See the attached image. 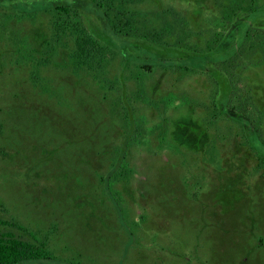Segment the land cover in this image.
Returning <instances> with one entry per match:
<instances>
[{
    "label": "rangeland",
    "instance_id": "374dc122",
    "mask_svg": "<svg viewBox=\"0 0 264 264\" xmlns=\"http://www.w3.org/2000/svg\"><path fill=\"white\" fill-rule=\"evenodd\" d=\"M233 1L140 0L128 9L137 28L129 44L159 31L173 44L189 29L186 42L203 50ZM241 1L264 9V0ZM84 19L88 28L98 25L92 12ZM34 24L24 32L36 33L42 47L47 23ZM103 36L111 59L97 77L58 46L52 55L35 48L48 61L31 70L24 50L0 36V219L26 232L0 231L44 243L52 262L42 264H264V166L262 177L249 175L252 156L264 155L262 141L239 148L228 136L236 123H207L203 74L154 66L138 81L145 54ZM251 56L236 76L264 111V52ZM138 93L159 105L169 93L179 100L169 99L175 105L165 110ZM123 108L142 130L128 140L117 206L107 195L115 185L107 171L122 149ZM262 131L264 141V124Z\"/></svg>",
    "mask_w": 264,
    "mask_h": 264
},
{
    "label": "trees",
    "instance_id": "16d2710c",
    "mask_svg": "<svg viewBox=\"0 0 264 264\" xmlns=\"http://www.w3.org/2000/svg\"><path fill=\"white\" fill-rule=\"evenodd\" d=\"M138 1L140 0H0V36L3 40L11 37L9 43L11 42L12 47L14 45L24 50V53H20L24 60L23 65H26L28 61L31 70H39L41 62L45 64L48 61L37 57L35 48H40L44 50V53L52 55L55 52L53 50L58 46L68 50L70 59L77 69H87L97 77L105 74L107 60L111 59L108 44L106 45L103 38L104 34L110 33L126 42L123 44L124 48H139L145 54L144 60L137 62L138 72L135 79L141 81L145 76L144 72L151 70L154 66L178 68L185 74L187 72L203 74L210 83L207 123L211 127H218L219 123H236L237 133L232 137L228 136L238 141L239 148H250L254 139L261 140L264 146L262 131L264 111L253 99L251 89L236 76L240 69H245L244 61L248 60L249 55L264 52V19H262L264 16L259 13L264 9L257 6L245 9L241 0H234L231 8L223 11L222 19L211 32L203 50H200L197 46L186 42L190 34L189 29H186L185 35L173 44L164 41L163 31L146 35L143 43L131 41L129 44V39L137 33V28L135 15L128 9ZM36 3L39 5H35ZM87 12H92L96 16L98 25L87 27L84 19V14ZM38 18L46 21L50 32L43 35L45 42L42 43V47L46 51L40 45L36 47V33L32 30V32L30 30L24 32L25 25L28 23V27L32 29ZM65 41L69 42V45L63 44ZM39 53L42 54L41 52L37 54ZM119 53L124 56V59H128L129 56L125 55V50ZM137 96L150 99L147 95L141 97L140 93ZM174 98L176 97L169 93L167 97L160 100V105L151 100L148 104L162 105L166 110L175 105L169 104V99ZM181 103L185 104L184 101L176 104ZM123 110L126 111L124 119L122 118L123 129H125L122 149L121 151L116 149L108 163L107 171L109 172L107 177H110L113 184L115 183L107 195L118 202L117 206L120 201L117 200L118 197H122L117 187L122 186L129 173L126 157L130 146L128 140L139 138V135H131L133 129L134 133L142 130V126H136L129 120L131 108H123ZM251 133L254 134V138L249 136ZM163 138L166 140L167 137L163 136ZM165 146H168L166 149L170 147L166 143ZM217 148L216 145L212 146V149ZM122 151L126 152L122 153ZM252 157L255 163L250 159L253 164L249 168L251 170L249 175L260 178L264 166V155ZM123 212L127 216L125 211ZM0 227L26 232L22 226L1 219ZM43 262H52V257L44 243L35 238L33 242H29L16 237L11 232L0 231V264H42Z\"/></svg>",
    "mask_w": 264,
    "mask_h": 264
}]
</instances>
